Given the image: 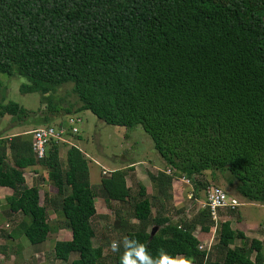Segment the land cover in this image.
I'll return each instance as SVG.
<instances>
[{
	"label": "trees",
	"instance_id": "obj_1",
	"mask_svg": "<svg viewBox=\"0 0 264 264\" xmlns=\"http://www.w3.org/2000/svg\"><path fill=\"white\" fill-rule=\"evenodd\" d=\"M0 74L24 77L20 92L39 93L49 103L71 83L77 106L50 113L61 118L86 110L107 125H139L172 172L150 175L157 186L152 201L143 185L135 192L127 187L126 169L101 178L97 192L105 203L126 205L137 224L118 215L121 233L94 246L97 192L83 154L67 146L62 166L59 145L50 144L35 161L30 134V140L0 138V186L13 191L10 211L28 219L22 232L31 244L48 237L52 209L71 233V240L54 244V258L75 254L70 264H121L137 244L153 260L164 254L193 264H264L263 243L227 221L216 229L214 259H204L193 231L213 227L208 210L173 223L164 204L172 180L182 176L199 197L206 172L210 181L227 173V185L241 198L264 203V0H0ZM6 114L23 120L30 112L0 102V119ZM36 164L48 170L56 190L42 204L38 188L23 177Z\"/></svg>",
	"mask_w": 264,
	"mask_h": 264
},
{
	"label": "rangeland",
	"instance_id": "obj_2",
	"mask_svg": "<svg viewBox=\"0 0 264 264\" xmlns=\"http://www.w3.org/2000/svg\"><path fill=\"white\" fill-rule=\"evenodd\" d=\"M24 83H28L24 77L17 75L7 77L5 74H0V102L7 103L11 101L17 103L19 106H22L30 112L29 117L23 120H17V118H13L7 114L1 118L0 134L2 135H10L12 133L29 134L30 131L39 127L47 125L56 126V122H58L60 118L58 117V114H55L54 112L50 113V110L68 106L75 107L78 104L75 96L71 92V83L69 82L61 85L59 89L55 90L54 94L50 96V103L48 102L49 99H45L39 93H21L20 86ZM73 115L80 118V122L76 125L78 129V138L75 139L76 137L73 136L72 139L74 138L75 145L82 149L87 156H89L85 159L88 165V171L91 173L92 179H95V185L92 188L96 192L99 189L96 179L99 177L100 169L95 165L94 161L108 169L116 167L120 168L123 165H129L131 162H139L137 164L140 165L139 167H142L144 164H157L158 168L161 167L160 169H162V166H159L161 158L154 150L150 137L139 125L132 128L107 125L86 110L76 111ZM43 116H48L50 120L44 125L38 124L42 121L36 120ZM9 129L11 132H9ZM3 137L8 138L7 136ZM59 147L64 149L66 145ZM60 161L63 166V155ZM154 165L149 167V170L148 168H142L141 173L143 176H141L145 178L147 182H149L148 174L153 175L151 171ZM40 169L38 168L36 170V175H34V173L27 174V178H32L33 182L36 184L41 185L43 182L46 185L51 184L50 182L43 180V173L45 170L42 168ZM127 177V186L131 188L132 192H135L137 190V182L135 178L130 174H128ZM228 177L229 175L227 173H216V179L214 181H210L211 179L209 173H206L205 178L203 177V180L207 182L206 186H218L227 195L235 197L242 203L241 206L236 207L234 210L220 211L219 216H223L224 219H226L225 216L231 217L233 223L232 226L235 230H243L245 226L251 231V236H258L263 239L264 203H251L241 198L233 187L227 185L226 179ZM180 187L181 186L178 185L177 190ZM201 191L198 194L199 197L197 196L196 198H194V196L190 199L187 197L179 198L178 195L173 198L168 210V214L173 222H177L183 217L186 218V216H189L190 213L198 212L196 200H202L204 198L203 192ZM100 200L101 198L97 197L95 199V205L98 206L100 204ZM114 206L116 209L119 208L118 204H114ZM52 222L54 223V220H52ZM219 224L220 222L218 221L217 226ZM199 232L200 231L197 230L196 235H198ZM250 235H248V238L251 239ZM208 236L205 237L207 238ZM214 237H216V233L214 234ZM75 258L77 257L73 254L66 262L70 264V260ZM178 260H180V258Z\"/></svg>",
	"mask_w": 264,
	"mask_h": 264
},
{
	"label": "crops",
	"instance_id": "obj_3",
	"mask_svg": "<svg viewBox=\"0 0 264 264\" xmlns=\"http://www.w3.org/2000/svg\"><path fill=\"white\" fill-rule=\"evenodd\" d=\"M3 118V117H2ZM64 119V116L61 117L58 122L59 123L61 120ZM16 129V128H14ZM13 131V130H12ZM9 132L10 129H9ZM15 134V135H14ZM17 135H25L27 139L30 140V135L25 134V133H12L10 135H2L0 134V138H3L4 140H10L14 136ZM3 136H7L8 138H5ZM79 148V147H78ZM67 146L62 149L60 147L59 150V158L61 159L62 155L65 160V152H66ZM80 149V148H79ZM83 153H85L82 149H80ZM86 154V153H85ZM87 155V154H86ZM89 157V156H88ZM95 165L99 167L100 169V174L98 179H96L97 186H99L101 178H105L109 172L114 171V170H127L126 176H125V181L126 185L128 182V174L132 175V177L135 178L137 184H141L144 186L146 190V194L148 197L149 201H152V198L157 195V186L156 184L150 179L149 176V182L146 181L145 178L142 176V168H148L152 167L153 165H142V167H139L140 165H137L139 162H131L129 165H123L120 168H106L104 166L99 165L96 161H94ZM143 164V163H142ZM160 165L163 168H166L163 160H160ZM154 166H157L155 164ZM158 167V166H157ZM44 169L40 165L36 164L33 166H29L23 170V177L25 180V184L28 187H31L32 185H35L38 188V195H39V203L42 204L43 199L45 198V194L47 193L48 196L54 194L56 192L55 188L51 184H36L33 182L32 178H27V174H32L36 175V170L37 169ZM161 168V167H160ZM41 170V169H40ZM44 181H48L47 179V173L48 170L44 169ZM104 170L106 173L104 175H101V171ZM42 171V170H41ZM89 173V181L90 185L93 187L95 184V179H92L91 173ZM209 173V172H206ZM206 173L204 175V178L206 177ZM142 175V176H141ZM157 176V175H153ZM210 176V174H209ZM181 186L178 190L177 187ZM129 187V186H127ZM178 194H177V193ZM13 194V191L8 188V187H2L0 186V264H68L66 261L63 260H58L54 258L53 254V247L56 242H61V241H69L71 240V233L70 230L63 227L62 221H63V215L62 213L57 210L53 211L52 209L48 210V222L50 225V232L48 234V237L46 238L45 241H43L41 244L38 245H33L30 243V241L27 239L25 234L22 232L23 225L25 223H28V219L24 217L20 212H11L9 204L7 202V198L10 197ZM194 194V193H193ZM168 198L164 200L165 204V210L166 213L165 215L168 217V219L172 221L171 217L168 214L169 206L171 204V201L173 200L174 197L179 196V198H186L188 195V187L182 183H180L177 180H172L171 185L168 189ZM43 196V197H42ZM99 197L101 198L100 204L97 206L95 205V200H94V206H95V211L96 214L95 216L91 219L93 228L95 230V237L92 240V243L94 246H98L102 243L104 236L108 237H115L117 233H121L120 231L122 230V225L120 223V220L117 218V216H121L123 220L127 221V225H135L137 224V220L132 218L130 216L129 209L126 207V205L122 206L116 202H108L105 203V201L102 199V197L98 194L96 198ZM95 198V199H96ZM114 204H118L119 208L116 209ZM155 207L152 209V213L154 214L155 212ZM195 216V213H190L189 216H186V218H181V219H186L190 220ZM226 219L223 218V216H219L218 214V221L221 222H229L231 228H233V223L231 217L225 216ZM179 219V220H181ZM54 220V223L52 222ZM178 220V221H179ZM217 221V223H218ZM175 222V221H174ZM173 222V223H174ZM217 223H213V227L209 230V232L204 233L200 230V227L197 226L194 231H193V236L199 241V244H207L209 240H211V245L209 248V251L206 252V256L204 259L207 257H210L211 259H214L215 253L213 250L214 244H215V238L214 234L217 229ZM151 229V227L149 228ZM119 230V231H118ZM197 230H199V234L196 235ZM238 231H241L246 238H248V235H250L251 231L244 226V229H237ZM210 234V235H209ZM248 234V235H247ZM209 235V236H208ZM205 236H208L207 238ZM251 239H255L258 241H261L262 244V249L261 251L264 253V238H259L258 236H251ZM251 240L250 238H248ZM238 243V242H236ZM115 245V244H114ZM76 256V255H75ZM77 257V256H76ZM254 253L252 254L251 258L253 259ZM182 259L180 256L177 257L176 260ZM70 259V258H69ZM71 259L70 261H72ZM193 264V263H191Z\"/></svg>",
	"mask_w": 264,
	"mask_h": 264
},
{
	"label": "built area",
	"instance_id": "obj_4",
	"mask_svg": "<svg viewBox=\"0 0 264 264\" xmlns=\"http://www.w3.org/2000/svg\"><path fill=\"white\" fill-rule=\"evenodd\" d=\"M80 122V118L71 114L64 116L56 126H43L34 129L29 132L31 135V148L34 155L35 161H39L45 157L46 152L50 144H56L59 146H74L76 147L85 158L88 156L83 153L74 143L72 137L78 134L77 123ZM153 175L163 173L165 175H172L171 169L153 167ZM106 171L102 170L101 174L104 175ZM174 180L188 187L187 198L190 199L194 193V186L192 180L182 176L180 178H174ZM201 192H203L204 198L197 201V211L206 209L209 212L211 221L215 224L218 221V214L223 210H234L236 207L242 205L235 197L227 195L220 187L214 185L206 186ZM198 199V198H197ZM211 240L207 244H199L198 250L202 252L209 251Z\"/></svg>",
	"mask_w": 264,
	"mask_h": 264
},
{
	"label": "clouds",
	"instance_id": "obj_5",
	"mask_svg": "<svg viewBox=\"0 0 264 264\" xmlns=\"http://www.w3.org/2000/svg\"><path fill=\"white\" fill-rule=\"evenodd\" d=\"M126 239L127 238H125V240ZM133 243H135V240H133ZM113 250H115L114 244ZM136 259L139 260L140 264H191L190 258L176 260L164 254H161L158 260L150 259L149 256L145 254L143 245L141 244H137L131 252L125 251L121 256V264H136Z\"/></svg>",
	"mask_w": 264,
	"mask_h": 264
},
{
	"label": "water",
	"instance_id": "obj_6",
	"mask_svg": "<svg viewBox=\"0 0 264 264\" xmlns=\"http://www.w3.org/2000/svg\"><path fill=\"white\" fill-rule=\"evenodd\" d=\"M157 231V227H152V229L150 230V237L153 236Z\"/></svg>",
	"mask_w": 264,
	"mask_h": 264
}]
</instances>
